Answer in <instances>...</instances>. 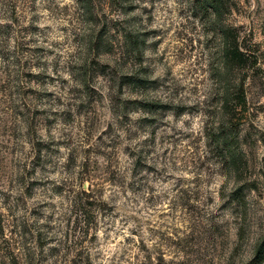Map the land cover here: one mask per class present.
I'll use <instances>...</instances> for the list:
<instances>
[{
  "label": "rangeland",
  "instance_id": "374dc122",
  "mask_svg": "<svg viewBox=\"0 0 264 264\" xmlns=\"http://www.w3.org/2000/svg\"><path fill=\"white\" fill-rule=\"evenodd\" d=\"M0 222V264H257L264 0H0Z\"/></svg>",
  "mask_w": 264,
  "mask_h": 264
},
{
  "label": "trees",
  "instance_id": "16d2710c",
  "mask_svg": "<svg viewBox=\"0 0 264 264\" xmlns=\"http://www.w3.org/2000/svg\"><path fill=\"white\" fill-rule=\"evenodd\" d=\"M135 44H137V42H135ZM142 83H144L143 80H137V81L133 82V84H135L136 86H139ZM1 233H2V226H1V222H0V234ZM255 262L257 264H262L264 262V243L262 244V246L259 248V250L257 252V255L255 257Z\"/></svg>",
  "mask_w": 264,
  "mask_h": 264
}]
</instances>
